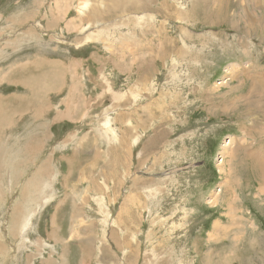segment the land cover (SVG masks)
Instances as JSON below:
<instances>
[{
    "label": "rangeland",
    "instance_id": "rangeland-1",
    "mask_svg": "<svg viewBox=\"0 0 264 264\" xmlns=\"http://www.w3.org/2000/svg\"><path fill=\"white\" fill-rule=\"evenodd\" d=\"M11 65L31 137L15 166L1 144L0 264H264V0H0Z\"/></svg>",
    "mask_w": 264,
    "mask_h": 264
},
{
    "label": "crops",
    "instance_id": "crops-1",
    "mask_svg": "<svg viewBox=\"0 0 264 264\" xmlns=\"http://www.w3.org/2000/svg\"><path fill=\"white\" fill-rule=\"evenodd\" d=\"M15 71H16V69H15L14 65L6 66V70L3 73L8 72L7 73L8 74L7 80L8 79L9 80L7 82L4 80L5 82L0 84V87L3 86V88H5V89L0 88V159H1V144H3V148H4L3 159H5V156H6V158L10 159V161L12 160L10 162L11 166L16 165V150H17L16 149V137L19 138V133H23V139L26 137H29V138L31 137L30 136L31 134L27 133V130H29L27 128V126L29 125V123H28L29 118H27V117L30 114L29 111L31 112V107L29 105L28 111L19 114V115H22V116H19L22 118L17 119L16 94L13 93V91H12L13 89L10 91V84H13V88H14V86H16L15 82L11 83L12 81H10V77H11V75L12 76L14 75ZM6 84H8V86L4 87V85H6ZM73 84L74 85L77 84V86L75 85L74 88H76L78 90L80 87L78 80L75 81ZM27 87H29V86H27ZM63 87H65V86H62V88ZM62 88L59 87L58 91L54 92V94H56V96H58L61 93ZM22 97H23L22 100L24 102L26 100L28 102L31 100L29 95L22 96ZM73 97H74V95H73ZM75 97H79V96H75ZM64 101H65V99H62L61 101L58 102L57 107H52L51 112H55V116H54V118H49L50 121L48 120L46 127L52 128L53 125H55V126L61 125V122H63V119L60 118V116H62L63 114H64V117L70 118V110L69 111L67 110L64 113V112H62V110L59 109V107L62 104H64ZM18 103H20V102L18 101ZM73 112L74 111L71 110V113H73ZM26 114H28V115H26ZM83 115L86 116V112ZM72 120L73 119H66V121H72ZM40 134H41V129L40 130L37 129L35 136H40ZM30 142H31V140L29 139V141H27V143H28L27 149L26 148H23L21 150L19 149V151L23 150V153L25 154V156L23 157L24 160H22V162H23L22 167L28 170L26 175L29 177V179L24 184L26 186V188H28L27 186H33L36 184H39L40 186L42 184H45L44 182H45L47 177H45L43 175L46 172L45 168H47V167L49 168L48 165H50L48 161H44L38 167L37 162L31 161V159L26 158L27 152L29 154L31 151V149H30L31 143ZM46 142H47L46 140L43 141V144H40V146L44 147ZM20 145H25V143L20 144ZM3 168H6V167L0 165V170ZM12 168H14V167H12ZM0 175H1V172H0ZM64 178H65L64 182L62 180V183L61 182L54 183L53 181L49 182V185H52L54 187H57L60 185L63 187L62 189H59L60 193L58 195H55V191H53L54 193H53V195H51V197L49 199L52 201H55V203L53 204V206H52V204H49V206H51V208H53V211L51 213L53 223L55 222L54 216H56V217L60 216L59 214H56L54 212L64 211V214L70 218L69 226L71 227L73 224V220H75L76 217H88V212H87L88 198H86V197L83 198L80 204L76 203V199L74 198V196H75V192H77V190H79L78 185H77L78 182L75 184L70 183V179L72 177L71 178L64 177ZM69 184H70V187H69ZM64 188L69 194L65 193V190H63ZM85 191L88 192V189H86ZM49 199H47V200H49ZM54 205H55V207H54ZM41 208H43V210H40V211L41 212L44 211L43 204H41ZM40 215L44 216L45 214L40 213ZM35 216H37V215H35ZM232 264H234V263H232Z\"/></svg>",
    "mask_w": 264,
    "mask_h": 264
},
{
    "label": "bare ground",
    "instance_id": "bare-ground-1",
    "mask_svg": "<svg viewBox=\"0 0 264 264\" xmlns=\"http://www.w3.org/2000/svg\"><path fill=\"white\" fill-rule=\"evenodd\" d=\"M217 10V9H216ZM223 10V9H222ZM218 11H219V9H218ZM223 12H224V10H223ZM222 13V12H221ZM249 14V13H248ZM253 14H255V13H253ZM257 25H259V24H257ZM254 31V30H253ZM233 69H234V65H231V67H229V69H228V72H231V71H233ZM33 82V81H32ZM32 84H30V86H31ZM258 87V86H257ZM39 88H37V90H38ZM257 95H258V93H257ZM256 95V96H257ZM233 96V95H232ZM255 96V95H254ZM36 98V97H35ZM39 98V97H38ZM37 98V99H38ZM36 101V100H35ZM30 102V101H29ZM36 103H37V101H36ZM38 104V103H37ZM29 105V104H28ZM32 105V104H31ZM34 107V106H33ZM35 109H36V107H35ZM238 109V108H237ZM232 142H233V139L232 140H230V143H228L227 145H226V147H224V149H225V151L226 150H228L229 148H230V146H231V144H232ZM230 150V149H229ZM227 152V151H226ZM225 152V153H226ZM263 172V171H262ZM264 173V172H263Z\"/></svg>",
    "mask_w": 264,
    "mask_h": 264
}]
</instances>
